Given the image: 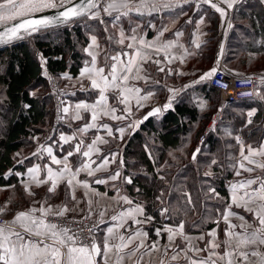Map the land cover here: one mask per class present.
Listing matches in <instances>:
<instances>
[{"label": "crops", "instance_id": "0c3cea01", "mask_svg": "<svg viewBox=\"0 0 264 264\" xmlns=\"http://www.w3.org/2000/svg\"><path fill=\"white\" fill-rule=\"evenodd\" d=\"M100 2L103 4L105 0H101ZM216 2L218 6L223 8L225 11V15L223 17L210 5L203 3L202 0H149L148 6L141 9L142 14L132 12L129 17H123L118 23L120 28L124 30L125 34H129L131 27L138 24L140 26L138 29V38H142L147 42H155L159 44L171 41L173 46L159 53L153 52L152 59H158L161 63L159 65L154 64L151 61L144 63L142 68L146 70V73L142 71L141 74L146 76L145 79H130L128 82V87L141 89L139 93L140 96H144L148 92L153 93L149 100H141L140 103L137 104L135 93H133L130 95L129 103L125 105L119 103L118 100L113 99V91L110 90L105 93L108 97L106 104L109 108L115 107L116 112L104 115L102 111L104 105H101L97 108L100 115L96 121H92L91 111L76 108V105L81 103L89 105L95 104L100 95L99 89H92L91 81L87 77H81L80 75L85 67H92V58L85 51L87 54V60L80 68L77 75L72 76L67 74L62 79L64 84L66 82H72V84H67L66 87L63 85L68 95L64 103V109L68 108V112H64L65 118L68 120L66 126L58 131L54 140L39 142L36 138V142L33 144L34 148L29 150L25 147L20 152H16L18 161L27 159V165L24 169L16 171L20 174L18 175L20 177L19 183L23 187L21 181L27 182L30 190L35 193V196H31V202L25 208L17 209L12 213H9L8 208L7 214L2 217H5L7 220H12L13 216L19 211H26L30 207L40 209L42 206L45 209L51 207L52 211H61L65 206H67L68 209L76 208L77 211H67L66 213L87 216L89 214L88 201L91 200V218L99 223L97 242H101L107 234V229L109 227H113L117 223V221H112L110 219L113 215H118L121 212H125L129 208H134L136 204L143 205L142 203L134 200L124 189L121 183L122 181H125V177H131L129 175H125L123 172L122 150L128 140L132 139L133 135L137 132H141L144 135L145 140L143 145L147 150L149 149L148 142L152 146V143H154L152 136L153 132L147 129L145 126L146 124L144 125L143 122L145 121L139 123L138 127H129V125H135L138 121H141L142 117L154 107L162 109L161 113L155 117H158L159 115L162 117L164 113L170 109H174L176 105L185 103L196 108L195 110L201 111L202 113L209 112V118L203 128V132L207 131L206 138L211 131H216V136L219 134L221 136L232 135L231 137H225V139L228 138V140L230 138L236 140V137H240L245 146L251 144L254 148H256L261 144H264V87L254 98L253 108H244L242 102L234 105L222 106L220 104V95L217 104H212L211 102L212 91H210V86L208 85L209 79L200 81V77L204 73L209 72L214 67L216 68L217 63L221 58L225 68H229L230 66H227L225 60L227 59V62H230L231 59L236 56V52L238 51L246 52L252 50L255 55L263 56L264 14H262L263 16L259 15L255 12V10L258 8L264 9V0H235V3L231 8L228 7L224 0H216ZM152 4L156 5L154 10L152 8ZM165 5H167V7H165ZM90 15L91 13H89L88 19L98 21L100 32L91 33L89 35V41L85 48L89 46L91 36L95 35L97 37L98 44L101 46L99 49L94 50L97 55L96 68L98 69L100 67H104L105 75H107L110 69L105 63V52L109 55L116 54L122 50V46L117 44L115 39L109 43L106 37L114 33L115 38L118 39L119 31L118 29H114L112 27V18L104 14L102 11L100 13V19L106 21L108 33L104 32L105 25L101 24L99 19L90 18ZM201 20H203V23H201ZM165 28L168 30L164 31ZM161 31H163V36L160 35ZM177 31L182 33V35L176 36L175 33ZM258 35L262 36L254 39V37H257ZM249 36L253 38L254 42L251 40L248 43L247 37ZM125 43L135 42L129 40ZM123 50L128 51L129 53L133 51L132 49L126 48ZM90 51L93 50L90 49ZM209 51L211 52L210 55ZM228 51L230 53L229 55ZM121 59L127 61L128 57L122 56ZM108 63H112V61L109 60ZM233 67L234 69L231 71L235 73H243L241 69L236 70L237 68L234 65ZM159 68H163L164 71H159ZM253 73L263 80L262 86H264V68H258L257 70H254ZM133 74H135V72H133ZM156 81H159V83H156ZM197 81L200 82L197 83ZM170 89L172 91H169ZM154 102H158V105L154 106ZM169 103L171 106L165 108L164 106ZM126 107L131 108V114L124 111ZM250 111H254L255 113L252 117L248 116ZM77 112H79L81 119L75 118ZM113 115L123 116L125 118L113 119ZM243 116L246 119L244 120V123L241 124L240 118ZM249 119L252 121L251 124L248 123ZM88 123H95L96 127L90 128L85 132H81L80 129L84 128ZM105 124L112 129V136L107 134V130L103 127ZM252 124H254L252 126L254 127L255 133L254 142L252 140H244L243 131L234 133L242 127L247 130ZM195 125L193 126L190 124L188 132L193 130ZM120 128L124 129L123 133L119 131ZM97 136L102 137L108 142H98L95 146L99 149L98 152L94 150L91 152L90 156H83L82 153L84 151H88V145L91 144ZM62 137L71 139H68V141L65 142V139H62ZM81 140L84 142L81 147V152L68 157V163L71 166L72 171L75 172L78 168H81L84 163L91 164V167L95 169L102 163L104 157H107L109 160L106 170L98 171L94 176L87 175L86 171H80L76 176V180L73 181V186L71 187L67 184V179L71 178L70 174L65 172V178L58 183L56 188V191L58 189L61 190V192L57 193L58 201L55 202V204H45L43 198L36 196L39 193L37 189L51 187L52 181H48L47 184L37 186L33 180V176H35L36 180H47L48 168H51L54 173H59L64 169L63 163L59 165L52 163V158L49 156L46 149L51 148L52 155L59 160H63L68 151H74L75 146ZM199 142H202L200 141V138ZM239 151L240 145H238L237 157H239ZM33 153L36 154L33 155ZM245 154H247V148H245ZM113 157H115L114 161ZM255 159L264 162V157H256ZM93 161H95V163H92ZM36 166H39V171L29 175L28 169L35 168ZM12 172L13 171L11 170L8 171L7 175H10ZM117 172L120 173V176L116 180L108 179ZM252 175H264V172L257 169V171ZM248 177L249 173L247 172H242L240 176H236L234 170L232 177L226 183L229 190V199L230 184L245 180ZM96 179H105L107 180V183L96 184ZM77 182H87L89 187L85 188L82 186V183ZM62 190H64V193H62ZM105 193L107 194L106 196L103 195ZM73 195L75 196V199H72ZM122 196H126L128 199L132 200L133 204L128 205L122 200L117 203V200H119ZM36 197L40 200L36 201ZM33 201H36V203H33ZM97 201H99L98 204L96 203ZM2 206L4 205H0V207ZM81 209L83 211H80ZM233 210L247 215L243 212V209L234 207ZM102 211L105 212V216L103 218L99 216V213ZM40 215L41 213L39 211L35 213V216L37 217ZM136 218L143 219L141 216H137ZM128 224L132 225L133 228H139L142 231H146L148 233V243L159 239V244L164 245L162 241L164 233H162V236L159 238L155 235L153 239H150L147 228L149 222L135 225L132 224L131 220H129ZM221 224V231L219 227L217 228V225L208 231L215 229L218 238L223 240V229L225 228V224L223 221H221ZM125 227H127V225ZM119 231L127 236L125 229L121 228ZM208 231H205L204 233H207ZM201 233L202 232L187 234L191 236H199ZM208 238L209 237L205 236V242ZM116 242L118 243L119 241ZM202 245L203 243H201V247H203ZM132 247H134V245ZM142 251L143 249L141 252ZM140 254V252H137L136 257H133V260L138 258ZM169 255H172V252H170ZM161 256L162 253H153L151 257L145 256L144 260H155ZM126 264H132V261H126Z\"/></svg>", "mask_w": 264, "mask_h": 264}, {"label": "snow or ice", "instance_id": "6c2138e0", "mask_svg": "<svg viewBox=\"0 0 264 264\" xmlns=\"http://www.w3.org/2000/svg\"><path fill=\"white\" fill-rule=\"evenodd\" d=\"M202 2L210 5L222 17L225 15L224 9L218 6L216 0H202ZM224 2L231 8L235 0H224ZM148 4L149 0H138V2L137 0H105L103 4H101L100 0H78V2H74V0H0V27H3V31H0V43L24 39L25 36H31L50 26L65 24L74 18L89 15V13H91L90 18L99 19V22L105 25L104 32L108 33L107 23L105 20L100 19V13L102 11L111 17L112 27L118 29L119 38L116 39L113 33L112 35H108L106 39L109 43L115 39V42L122 46V50L113 55L105 52V63L110 69L108 74L105 75L104 67L96 68L97 55L94 50L99 49L101 46L98 44L97 37L92 35L89 46L84 49L92 58V67H85L80 73L81 77H87L91 81L92 89H99L100 95L95 104L81 103L77 104L76 108L91 111L92 121H96L100 115L97 108L101 105H104L102 108L104 115L116 112L115 107L109 108L106 104L108 97L105 93L110 90L113 91V99L125 105L129 103L130 95L133 93H135L137 104L141 100H149L153 95V93L148 92L146 95L140 96L141 89L128 87V82L130 79H145L146 76L141 74L142 71L146 73L142 65L149 61L159 65L161 63L160 60L152 59L153 52L159 53L165 51L172 47L173 44L171 41L159 44L138 38V29L140 27L138 24L131 27L129 34H125L118 23L123 17H129L132 12L142 14L141 9L147 7ZM155 7L156 5L152 4L153 10ZM49 10H56V14L54 16L31 18L37 13ZM10 21L18 22L7 26ZM201 23H203V20H201ZM167 30V28L164 29V31ZM160 35L163 36V31H161ZM175 35L180 36L182 33L177 31ZM129 40L135 43L126 44L125 42ZM124 48L132 49L133 51L129 53L128 51H124ZM90 49L93 51H90ZM122 56L128 57L127 61L122 60ZM109 60L112 63H108ZM158 70L164 71L163 68H159ZM216 71L215 67L212 68L200 77V81L211 79ZM200 81H197V83ZM156 83H159V81H156ZM224 86L226 87L227 85ZM169 91L172 90L170 89ZM170 106L171 104L169 103L164 107L168 108ZM25 107L29 106L25 105ZM161 110V108L152 109L143 117V120L157 115ZM124 111L131 114L130 107H126ZM64 112L67 113L68 108H65ZM254 114V111H250L248 116L252 117ZM75 118L81 119L79 112H77ZM112 118L124 119L125 117L113 115ZM143 120L138 121L135 125H129V127H138L139 123H142ZM248 123H252L251 119L248 120ZM95 127V123H88L80 131L85 132ZM103 127L107 130V134L112 136V129L106 124ZM119 131L123 133L124 129L120 128ZM62 139H65V142H67L71 138L62 137ZM236 141L240 145L239 157H232V159L236 160V164L230 167L235 170L236 176H240L242 172H247L249 173V177L230 184L229 200L221 197L214 187H210L205 194L208 197V194L211 193L209 198H214L224 204L223 211L220 208L216 209L218 215L213 221L217 225V228L221 221L225 224L223 240L218 238L215 229L207 233L202 232L199 236H191L185 233V221L181 220L175 227L166 224L162 228H156L155 235L157 238L161 237L162 233H167V242L164 245L159 244V239L148 243V233L146 231L133 228L132 225L128 224L129 220L132 221V224L140 225L153 219L145 215L143 205L136 204L134 208H129L125 212L113 215L110 218L112 221H117V223L107 229V234L101 242L98 243L95 237V225L89 228L88 231L92 234V240L91 243H86L84 239H81L79 234L68 235L71 231L70 228L61 227L58 223L47 220L48 215L53 214L51 207L47 209L43 206L40 209L30 207L26 211L17 212L12 220H5L0 223V264H126V261H132V264H142V262L143 264H180V261H183L184 264H264V175H252L257 169L264 172V162L255 159L256 157H264V144L254 148L251 144L245 146L240 137H236ZM98 142L107 143L108 141L97 136L88 145V151H84L82 155L88 157L92 151L98 152L99 149L95 147ZM83 143L81 140L75 146L74 151H68L63 160L57 159L52 155V149L47 148L46 151L52 158V163L57 165L63 163L64 169L59 173H54L51 168H48L47 180H36L35 176H33L36 185L39 186L52 181L48 192L55 193L58 183L65 178V172L70 174L71 178L67 179V184L71 187L80 171H86L87 175L94 176L96 172L106 170L109 160L107 157H104L102 163L95 169L91 167V164L84 163L81 168H78L75 172L72 171L68 163V157L80 153ZM245 148H247V154H245ZM200 151L198 147L193 152V161L196 160L197 154ZM35 154L33 153V155ZM114 159L115 157H113V161ZM92 163H95V161ZM211 163L217 164V161L213 159ZM38 171L39 166L28 169L29 175ZM17 175L20 174L17 173ZM204 175L211 176L213 174L205 172ZM119 176L120 173L117 172L108 179L116 180ZM159 179L164 180L165 177L159 176ZM125 182L131 184L132 178L125 177ZM21 183L27 195L35 196V193L30 190L27 182L21 181ZM77 183H82V186L85 188L89 187L87 182ZM95 183L104 184L107 183V180L96 179ZM9 187L15 188V185ZM139 191L137 189V192ZM164 194V191L161 190L160 195L156 197V200L160 201L161 204L164 203L162 200ZM103 195L106 196L107 194ZM183 195L187 199V204L192 206V210L195 211L191 194L184 192ZM72 199H75L74 195ZM120 200L128 205L133 204V201L126 196L120 197L117 203ZM10 203V200L6 201L5 205L0 207V216L7 214L8 204ZM33 203H36V201H33ZM96 203L98 204L99 201ZM88 205L89 214L84 219L91 218V200L88 201ZM234 207L243 209V212L247 215L234 211ZM37 211L41 213L39 217L35 216ZM67 211L75 212L77 209H68L65 206L61 211L54 213V215L64 217ZM80 211L83 210L81 209ZM208 211L210 210L205 207V212ZM169 212L170 209L168 207L160 209V215L165 219L171 218ZM99 216L103 218L105 212H100ZM137 216H141L143 219H137ZM208 219L210 217H203L201 223ZM73 222L79 224L82 221L74 219ZM126 225L127 227H125ZM192 227H197V225L193 224ZM121 228L125 229L127 236L119 231ZM79 231L82 233L83 229ZM205 236L209 237L206 242ZM177 238L180 239V244L175 243ZM116 241L119 242L117 243ZM201 243H203V247H201ZM133 245L134 247H132ZM142 249L143 251L141 252ZM137 252L141 254L133 260ZM169 252L173 254L169 256ZM153 253H162V256L155 260H144L145 256L151 257ZM165 257H167V262Z\"/></svg>", "mask_w": 264, "mask_h": 264}, {"label": "trees", "instance_id": "16d2710c", "mask_svg": "<svg viewBox=\"0 0 264 264\" xmlns=\"http://www.w3.org/2000/svg\"><path fill=\"white\" fill-rule=\"evenodd\" d=\"M255 12L262 15L264 9L258 8ZM99 29L98 21L90 20L88 15H85L66 26L43 29L21 41L0 48V98L2 108L5 109L3 130L0 129V205H5V202L10 200L9 213L29 204L16 172L24 169L27 159L18 161L16 152L32 146L35 143L34 138L49 129L54 113L49 74L56 75L61 83L67 74L76 76L87 60L84 49L88 44L89 35L99 33ZM259 36L262 35L255 36L254 39ZM247 39L248 43L253 40L251 36ZM252 52L254 53L252 50L242 51ZM210 53L209 51V55ZM237 56L239 55L236 54L235 57ZM225 63L231 68L226 69H234L227 59ZM241 63L249 64L246 68H252L249 59H244ZM235 67L236 70L240 69ZM246 72L254 71H243ZM208 85L210 86L209 83ZM209 88L212 91L211 102L217 104L219 91L212 86ZM241 102L244 108L254 107V98L228 105ZM195 109L180 103L162 117L159 115L148 119L143 123L153 132L152 146L148 142L147 150L143 145L144 135L137 132L122 150L123 172L131 176L132 183H121L134 200L144 205L146 216L153 218L147 226L150 239L155 237L156 228H162L166 224L176 226L181 220L185 221L184 231L187 233L205 232L216 226L213 222L218 215L216 209L223 211L224 204L209 198L211 193L206 197L210 187H214L221 197L229 200L226 183L234 173L230 166L235 164L232 157H237L239 144L233 138L225 139L227 135L216 136V131H211L209 138L200 143L199 137L209 118V112L202 113ZM245 119L244 116L240 118L241 124ZM190 124L196 125L188 132ZM253 125L247 130L242 127L234 133L243 131L244 140L254 142ZM198 147L201 151L193 161L192 154ZM213 159L217 164L211 163ZM202 164L208 165L213 175L205 176L204 173L210 171H204ZM10 170L13 172L7 175ZM159 176H164L165 179L160 180ZM11 185H15V188L9 187ZM137 189L140 191L137 192ZM161 190L165 193L162 204L156 200ZM184 192L191 194L195 211L187 204ZM164 207L170 209V219L160 215V209ZM205 207L210 211L205 212ZM205 216L210 219L201 223ZM193 224L197 227H192Z\"/></svg>", "mask_w": 264, "mask_h": 264}, {"label": "built area", "instance_id": "2783aa9c", "mask_svg": "<svg viewBox=\"0 0 264 264\" xmlns=\"http://www.w3.org/2000/svg\"><path fill=\"white\" fill-rule=\"evenodd\" d=\"M159 1V0H157ZM138 2V0H137ZM216 73L209 79L210 86L219 91L220 104L222 106L234 103L236 101L255 98L258 89L263 85V80L254 74L249 73H235L229 71L223 65L222 58L219 59L216 66ZM219 82V83H218ZM49 85L54 97V120L47 130L43 142L52 141L55 139L58 131L64 128L67 124L64 115V103L67 99V92L63 85H60L59 79L54 74H49ZM224 85H227L226 87ZM154 106L158 105V102L153 103ZM212 126V125H211ZM207 131L200 135V141H204L207 136ZM59 211H52L53 214H49L47 220L58 223L61 227L70 228L69 235L79 234L81 239H84L86 243H91L92 234L88 229L95 225L94 234L95 237L98 233L99 223L98 221L90 218L84 219L85 215H76L65 213L64 217L55 216L54 213ZM82 221L77 224L73 220ZM7 220L5 217L0 216V223ZM80 229L83 232L80 233Z\"/></svg>", "mask_w": 264, "mask_h": 264}, {"label": "rangeland", "instance_id": "374dc122", "mask_svg": "<svg viewBox=\"0 0 264 264\" xmlns=\"http://www.w3.org/2000/svg\"><path fill=\"white\" fill-rule=\"evenodd\" d=\"M236 54L237 55H239V56H237V57H234L235 59H231V61L229 62L230 63V65H234V66H237V67H241L240 69L242 70V71H254V70H257L258 68L259 69H262V68H264V57H257V55H255L254 53H242L241 51H238V52H236ZM264 56V55H263ZM250 58H251V60H250ZM244 59H249V61H250V63H251V66L250 67H252V68H246L248 65H247V63H241V61H243ZM247 65V66H246ZM249 74H254L253 72H250ZM59 83H60V85H64L65 87H66V85L67 84H72V82H66L65 84H64V82L62 81V83L59 81ZM3 107V104H2V102H1V98H0V129H2L3 130V125H4V118H3V116H4V114H5V109L4 108H2ZM54 114L55 113H53V117H52V120H51V123H50V125L53 123V120H54ZM67 122H68V120H66ZM50 127V126H49ZM48 127V128H49ZM47 132V131H46ZM46 132L45 133H41L40 135H38L37 137H35L34 139H35V142H36V138L38 139V141L39 142H42L43 141V139H44V136H45V134H46ZM228 136V135H227ZM232 135H229L228 137H231ZM200 138V137H199ZM31 148H34V145L33 146H28L27 147V149H31ZM201 167H203V170L204 171H210L211 173H213L212 171H211V169L208 167V165H204V164H202L201 165ZM20 186H21V184H20ZM22 187V186H21ZM22 189H23V191H24V188L22 187ZM37 191L39 192L38 193V195H36V196H40L41 198H43L44 199V203L46 204V203H49V204H55V202H57L58 201V196H57V193L58 192H61V190L60 189H58L57 191H55V193H49L48 192V188L47 187H43V188H39V189H37ZM63 192L62 193H64V190H62ZM25 192V191H24ZM26 193V192H25ZM26 195H27V193H26ZM14 198L16 197V196H13ZM27 197V200H28V203H30L31 202V196H29V195H27L26 196ZM38 197H36V201L37 200H40ZM26 207V206H25ZM219 229H220V231L222 230V224H220L219 225ZM185 233H187V232H185ZM97 237H98V233H97V235H96V239H97ZM163 243L165 244L166 242H167V233H164L163 234ZM175 243L176 244H180L181 243V241H180V239L179 238H177L176 239V241H175ZM203 246V245H202ZM170 253V252H169ZM173 254V253H172ZM170 256V255H169ZM165 260H166V262H167V257H165ZM180 264H184V262L183 261H180Z\"/></svg>", "mask_w": 264, "mask_h": 264}, {"label": "water", "instance_id": "95a60500", "mask_svg": "<svg viewBox=\"0 0 264 264\" xmlns=\"http://www.w3.org/2000/svg\"><path fill=\"white\" fill-rule=\"evenodd\" d=\"M100 1H101V0H100ZM74 2H78V0H74ZM61 10H63V9H61ZM55 14H56V10H49V11H46V12H43V13H37V14H35L33 17H31V18H39L40 16H54ZM78 18H80V17H78ZM75 19H77V18H74L73 20H75ZM73 20H71V21H73ZM71 21H69V22H71ZM16 22H18V21H10V22H8V25H7V26H11L12 24H14V23H16ZM69 22H67V23H65V24H58V25H55V26H50L49 28H46V29L60 28V27H63V26L68 25ZM0 31H3V27H0ZM25 37H26V36H25ZM21 40H23V39H20V40H12V41H10V42H8V43H0V48L5 47V46H8V45L13 44V43H16V42L21 41ZM260 90H261V89H258V92H260ZM155 108H159V107H154V108H152V109H155ZM152 109H150L145 115H147ZM160 113H161V112H160ZM160 113H158V114H160ZM158 114H157V115H158ZM145 115H144V116H145ZM157 115L150 116L149 118L155 117V116H157ZM144 116H143V117H144ZM143 117H142V120H143ZM149 118H148V119H149ZM148 119H147V120H148ZM147 120H143V121H147Z\"/></svg>", "mask_w": 264, "mask_h": 264}]
</instances>
